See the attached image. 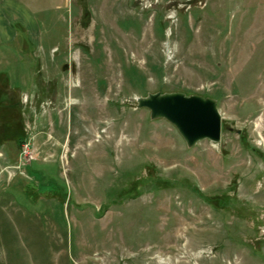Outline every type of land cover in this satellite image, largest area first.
<instances>
[{"label": "rangeland", "instance_id": "rangeland-1", "mask_svg": "<svg viewBox=\"0 0 264 264\" xmlns=\"http://www.w3.org/2000/svg\"><path fill=\"white\" fill-rule=\"evenodd\" d=\"M0 264H264V0H0Z\"/></svg>", "mask_w": 264, "mask_h": 264}, {"label": "water", "instance_id": "water-1", "mask_svg": "<svg viewBox=\"0 0 264 264\" xmlns=\"http://www.w3.org/2000/svg\"><path fill=\"white\" fill-rule=\"evenodd\" d=\"M136 102L138 107L149 110L151 118L161 117L172 124L188 146L202 139L219 140L220 115L211 98L181 92H155Z\"/></svg>", "mask_w": 264, "mask_h": 264}, {"label": "trees", "instance_id": "trees-1", "mask_svg": "<svg viewBox=\"0 0 264 264\" xmlns=\"http://www.w3.org/2000/svg\"><path fill=\"white\" fill-rule=\"evenodd\" d=\"M19 141H21V139L19 138ZM22 142V141H21ZM20 145V143H18V146Z\"/></svg>", "mask_w": 264, "mask_h": 264}]
</instances>
